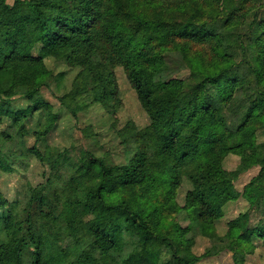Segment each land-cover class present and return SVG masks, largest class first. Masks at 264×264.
I'll return each instance as SVG.
<instances>
[{
    "label": "trees",
    "instance_id": "16d2710c",
    "mask_svg": "<svg viewBox=\"0 0 264 264\" xmlns=\"http://www.w3.org/2000/svg\"><path fill=\"white\" fill-rule=\"evenodd\" d=\"M49 58L76 70L59 102L77 120L92 104L120 106L116 69L125 71L150 124L116 130L122 162L95 154L91 125L86 147L39 148L58 120L42 96L55 80ZM5 118L0 173L26 175L32 156L47 171L26 181L21 201L0 192V264H197L198 236L212 243L206 257L228 251L246 264L254 240L264 242V0H0ZM255 166L242 192L250 209L221 236L214 224ZM183 176L192 189L180 207Z\"/></svg>",
    "mask_w": 264,
    "mask_h": 264
},
{
    "label": "rangeland",
    "instance_id": "374dc122",
    "mask_svg": "<svg viewBox=\"0 0 264 264\" xmlns=\"http://www.w3.org/2000/svg\"><path fill=\"white\" fill-rule=\"evenodd\" d=\"M16 0H7V3L13 5ZM40 46L35 49V55L41 54ZM46 64L50 70L55 73V80L51 87L42 92V96L52 106L53 114L58 116L57 128L49 135L47 141L41 142L39 148L44 151L46 147L54 146L60 151L68 150L73 144L79 146H87L88 141L82 138L81 130L86 126L91 125L94 132L98 135V145L94 151L98 156L109 155L114 162L120 163L123 161V150L119 145V140L116 137V130L124 127L128 122H134L137 129H143L150 124L149 117L142 108L135 91L131 88L126 73L122 68L116 69L117 84L119 89L118 99L121 104L114 111L107 110L101 104H92L89 110L81 114L77 119H74L69 112L60 105L59 97L68 92L71 88L76 70L67 66L66 63L55 61L51 58L46 60ZM181 79L189 76V71L183 70L176 75ZM15 108L22 109L25 105L20 102L15 104ZM36 121V116L32 124ZM11 121L5 118L0 124V134L5 131H10ZM81 139V141H80ZM26 145L31 147L35 143L33 136L25 138ZM257 143L264 144V132L257 133ZM30 169L26 175L15 173L12 175L0 173V192L9 203L21 201L26 191V181L29 180L33 185L45 181L43 173H46V167L42 165L35 157L30 158ZM239 164V157L230 155L224 166L228 171L234 170ZM260 166H255L250 170L242 173L234 183L235 188L241 193L238 200L228 203L225 208V217L221 221L215 222L216 232L223 236L227 231V223L240 214L246 213L250 209V204L247 198L242 195L245 186L260 172ZM192 189V184L183 176L182 184L177 195V204L180 207L185 206L186 196ZM257 213H252V224H257L259 220ZM187 223H185L186 225ZM256 246L251 253H246V264H264V242L254 240ZM66 245V243L64 244ZM212 243L209 238L198 236L195 238V246L193 252L196 256L201 257V261L197 264H233L232 253L225 251L220 255L206 257V251L211 248Z\"/></svg>",
    "mask_w": 264,
    "mask_h": 264
}]
</instances>
